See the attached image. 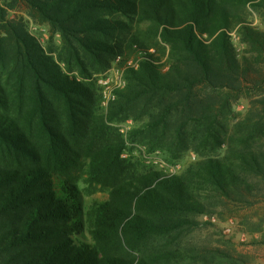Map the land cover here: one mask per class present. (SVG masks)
Segmentation results:
<instances>
[{"label":"trees","instance_id":"obj_1","mask_svg":"<svg viewBox=\"0 0 264 264\" xmlns=\"http://www.w3.org/2000/svg\"><path fill=\"white\" fill-rule=\"evenodd\" d=\"M18 1L5 4L14 9ZM21 1L32 17L61 35L59 57L69 69L86 71L89 65L97 70L105 55H122L135 45L147 50L138 33L128 44L98 38L131 30L111 19L114 15L151 22L153 37L162 29L171 47L170 71L162 73L148 58L128 72L129 86L116 102L119 114L142 101L144 113L157 112L146 114L151 121L146 126L162 133L160 138L174 134L173 141H195L205 149L211 142L221 144L226 132L221 119L233 99L249 85L264 87L259 69L264 35L242 29L253 57L240 60L224 32L245 23L253 0ZM7 15L0 3V259L7 257L8 264H164L169 253L161 260L139 250L148 253L147 244L169 236L184 221L190 224V214L205 212L199 195H193L195 180L215 186L229 200L248 202L264 194V111L255 105L238 122L226 158L204 160L158 187L151 184L157 173L144 181H121L128 169L120 161L123 147L91 141L83 153L53 125L60 126L58 115L66 114L87 131L97 128L104 139L100 95L64 75L25 26ZM196 34L216 37L204 44ZM76 169H87L90 183L111 187L110 198L84 206Z\"/></svg>","mask_w":264,"mask_h":264},{"label":"rangeland","instance_id":"obj_2","mask_svg":"<svg viewBox=\"0 0 264 264\" xmlns=\"http://www.w3.org/2000/svg\"><path fill=\"white\" fill-rule=\"evenodd\" d=\"M11 1L0 0L2 7L7 10V19L22 23L29 33H33V38L37 39L35 40L44 49H42L44 53L54 59L64 75L93 88L96 92L92 95L97 94L101 97L99 114L103 117L104 125L107 127V129L104 128V139L99 136L97 128L87 131L84 128L85 125L80 123L76 126V122L66 114L58 115L61 118L60 126L55 123L53 125L60 133L65 134L78 151L83 153L86 152L88 146L86 144L91 141L99 143L110 140L113 141L114 146L123 147L120 161L128 169L123 176L120 175L121 181L122 178L132 182H136L137 179L144 181L145 177H153L157 173L159 176L151 184L152 187H158L159 183L166 180L186 176L190 169H196V165L204 160L224 159L229 152L227 145L230 144L234 131L238 129V122L249 116L254 105L260 111H264V87L253 90L252 85H249L248 91L233 99L230 111L226 110L225 117L221 119L226 129V132H222L219 138L221 144L211 142L210 146L205 149L201 148L202 145L199 142L187 141L182 144L181 141H173L174 134H168L165 139L160 138L159 135L162 133L151 132L146 126L151 122L146 114L157 112L152 110L144 113L147 107L142 101L133 105L125 114H119L116 102L119 93L129 86L128 72L137 71L142 62H148L141 60L144 55L154 61L162 73L170 71L171 47L163 41L162 29L158 35L153 37L149 34L153 26L151 22L139 24L122 15H114L111 19L121 20L131 30L118 31L112 38L105 35H98V38L111 44L125 42L133 34L138 33L139 37L145 41L147 50H140L135 45L131 52L125 51L119 60L117 56L105 55L107 57L104 59V64L98 66L97 70L89 65L86 66V71L75 66L69 69L59 57L63 47L61 35L55 33L49 24H44L32 17L21 0L14 9L6 6L5 3H13ZM137 18L134 19L137 20ZM246 19L245 23L233 29L224 30L240 60L243 57H253L249 54L250 49L244 41L242 29L247 27L264 35V0H253L247 4ZM37 24L42 27L41 29H45V37L40 30H31V26ZM196 35L204 44L211 43L216 37ZM130 61H139L138 68H131ZM119 68H122V72L118 71ZM259 69L264 74V63ZM107 80L112 81L110 85L122 82V90L116 92L115 99L105 104L103 92L104 82ZM75 115L78 117V114ZM174 122H177V117L172 120L173 124ZM98 123H101L100 120ZM95 138L97 139L92 140ZM93 146L98 149L100 145ZM82 159L83 162L89 161L84 157ZM73 177H77L78 182L75 185L81 191L84 206L91 205L94 201H105L110 198L111 187L90 183L87 169H76ZM195 181L198 185L193 186V195H199L197 201L202 204L205 212L190 214L188 217L190 224H185L184 221L180 229L174 230L169 236L157 238L147 244L148 253H145L146 249L145 251L142 248L139 250L142 255L153 254L157 255L158 259L165 260L164 253H169L172 256L169 255L164 264H264V194H258L256 196L258 198L248 197V202H239L238 198L229 200L222 196L215 186L202 180ZM258 183L261 182L258 181ZM137 185L140 188L143 187L142 184ZM87 237L92 241L89 233ZM129 252L134 256L139 255L137 252L130 250ZM9 262L7 257L0 259V264Z\"/></svg>","mask_w":264,"mask_h":264},{"label":"built area","instance_id":"obj_3","mask_svg":"<svg viewBox=\"0 0 264 264\" xmlns=\"http://www.w3.org/2000/svg\"><path fill=\"white\" fill-rule=\"evenodd\" d=\"M101 1H103V0H101ZM141 60H148V57H147L146 55H144V56L141 58ZM129 66H130L131 68L137 69L138 66H139V61H137V62L130 61V62H129ZM121 87H122V83H117V84L115 85V88H108V89H107V93H105V95H104V99H105L104 103H105V104L110 103V101H112V100L114 99V92H115V90H116V89H119V88H121Z\"/></svg>","mask_w":264,"mask_h":264},{"label":"crops","instance_id":"obj_4","mask_svg":"<svg viewBox=\"0 0 264 264\" xmlns=\"http://www.w3.org/2000/svg\"><path fill=\"white\" fill-rule=\"evenodd\" d=\"M42 27L40 26V25H36V26H31V30H33V31H36V30H40L41 32H43L42 34L44 35V37L46 36V32L44 31L45 29H41ZM28 31V30H27ZM29 33V32H28ZM30 35H32V37H33V33H29ZM35 37V36H34ZM36 39V38H35ZM37 40V39H36ZM43 49V48H42ZM44 50V49H43ZM119 58H121V55H118L117 56V60H119ZM113 70V69H112ZM119 72H122V68H119V70H118ZM111 82L112 81H110V80H107V82H104V94L105 93H107V89L108 88H115V85L117 84V83H122V82H116L115 84H113V85H110L111 84ZM119 90H122V87L121 88H119V89H116L115 90V92H114V99L116 98V92L117 91H119Z\"/></svg>","mask_w":264,"mask_h":264}]
</instances>
